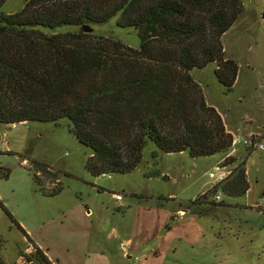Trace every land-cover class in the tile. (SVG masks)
<instances>
[{
    "label": "rangeland",
    "instance_id": "374dc122",
    "mask_svg": "<svg viewBox=\"0 0 264 264\" xmlns=\"http://www.w3.org/2000/svg\"><path fill=\"white\" fill-rule=\"evenodd\" d=\"M24 4L7 0L2 10L14 13ZM243 4L222 38L239 65L232 89L218 80L216 63L191 73L233 139L264 141V0ZM116 20L93 24L92 32L139 47L137 30ZM70 128L68 118L0 122V257L7 264H46L38 248L52 264H264V150L236 144L193 158L149 140L132 172L94 176L86 168L92 150ZM230 155L231 173L216 183L209 171ZM242 167L248 191L227 195L223 187ZM156 170L166 178L150 175Z\"/></svg>",
    "mask_w": 264,
    "mask_h": 264
},
{
    "label": "trees",
    "instance_id": "16d2710c",
    "mask_svg": "<svg viewBox=\"0 0 264 264\" xmlns=\"http://www.w3.org/2000/svg\"><path fill=\"white\" fill-rule=\"evenodd\" d=\"M6 1L0 0L1 123L68 118L92 150L86 168L94 176L132 172L149 140L193 158L231 149L232 133L191 71L216 63L218 80L232 89L239 65L222 38L243 0H25L14 13L2 10ZM114 17L119 27L137 30L139 47L83 28ZM62 26L80 28L44 30ZM235 160L230 155L224 164ZM248 189L244 167L223 187L230 196ZM0 264L7 263L0 257Z\"/></svg>",
    "mask_w": 264,
    "mask_h": 264
},
{
    "label": "built area",
    "instance_id": "2783aa9c",
    "mask_svg": "<svg viewBox=\"0 0 264 264\" xmlns=\"http://www.w3.org/2000/svg\"><path fill=\"white\" fill-rule=\"evenodd\" d=\"M236 144H246L254 147L255 149L264 150V141H258V140L254 141L252 137L248 139L243 136H237V137L235 136L233 139V145ZM230 173H231V168L229 167V165H226L224 163L216 164L209 171V175L214 179L216 183H221L224 180H226V178ZM114 195L118 200L123 199V195L121 193H114ZM214 198L217 201L222 199L221 191L219 189L215 191Z\"/></svg>",
    "mask_w": 264,
    "mask_h": 264
},
{
    "label": "water",
    "instance_id": "95a60500",
    "mask_svg": "<svg viewBox=\"0 0 264 264\" xmlns=\"http://www.w3.org/2000/svg\"><path fill=\"white\" fill-rule=\"evenodd\" d=\"M83 28L86 32H92L94 30V28L90 24H84Z\"/></svg>",
    "mask_w": 264,
    "mask_h": 264
},
{
    "label": "crops",
    "instance_id": "0c3cea01",
    "mask_svg": "<svg viewBox=\"0 0 264 264\" xmlns=\"http://www.w3.org/2000/svg\"><path fill=\"white\" fill-rule=\"evenodd\" d=\"M188 211L190 210V209H187Z\"/></svg>",
    "mask_w": 264,
    "mask_h": 264
}]
</instances>
